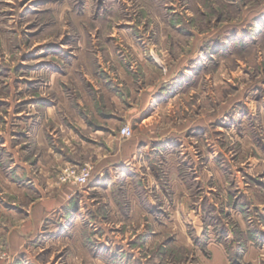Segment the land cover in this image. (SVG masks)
<instances>
[{"label":"rangeland","instance_id":"1","mask_svg":"<svg viewBox=\"0 0 264 264\" xmlns=\"http://www.w3.org/2000/svg\"><path fill=\"white\" fill-rule=\"evenodd\" d=\"M0 264H264V0H0Z\"/></svg>","mask_w":264,"mask_h":264},{"label":"built area","instance_id":"2","mask_svg":"<svg viewBox=\"0 0 264 264\" xmlns=\"http://www.w3.org/2000/svg\"><path fill=\"white\" fill-rule=\"evenodd\" d=\"M122 134L125 136H131L132 135V128L130 126H124L122 128ZM71 177L72 179H74V181L80 185H85L89 182L90 178H91V171L89 169H84L81 172H75L72 171L71 173Z\"/></svg>","mask_w":264,"mask_h":264}]
</instances>
